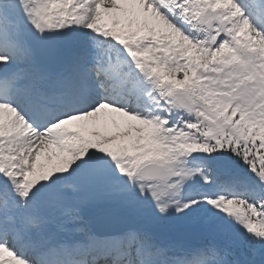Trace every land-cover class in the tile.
<instances>
[{
	"label": "snow or ice",
	"instance_id": "6c2138e0",
	"mask_svg": "<svg viewBox=\"0 0 264 264\" xmlns=\"http://www.w3.org/2000/svg\"><path fill=\"white\" fill-rule=\"evenodd\" d=\"M261 48L264 0H0V264H264Z\"/></svg>",
	"mask_w": 264,
	"mask_h": 264
},
{
	"label": "rangeland",
	"instance_id": "374dc122",
	"mask_svg": "<svg viewBox=\"0 0 264 264\" xmlns=\"http://www.w3.org/2000/svg\"><path fill=\"white\" fill-rule=\"evenodd\" d=\"M255 43V42H253ZM261 54H264V48L260 49ZM2 110H0V116H2ZM191 145V146H190ZM188 146L192 147V144ZM193 148V147H192ZM188 150V149H187ZM190 151V150H189ZM213 155L220 156L221 154H218V152L212 153ZM216 156H213L214 158ZM213 157H210L209 155H196L195 153L190 154L187 157V161L191 167L195 168H200L202 171H204L208 177V182L207 184L204 183L200 179L199 176L196 177L198 181V185L202 188L204 191H212V192H222L221 191V186L223 183L224 179H227L226 174L222 169L219 168H209L206 166L204 163L205 161H213ZM232 164H237L238 162L236 161L235 158L231 157ZM222 183V184H221ZM228 186V185H227ZM234 189V188H233ZM233 189H230L231 192H234ZM224 192V191H223ZM185 212H187V209H185ZM204 215L206 216H211L214 220L215 226H217L219 229L227 231L231 235L234 236H247V233L245 230L242 229L239 225L233 223L227 216L226 214L219 213L216 210L212 208H207L204 210ZM188 218L183 217L181 214L176 213L175 209H170L169 210V215L168 218L163 220L161 223L165 227L166 231H171L173 233L177 232L179 228H185L187 225ZM183 230V229H182ZM200 240L197 241V243ZM3 250H0V259H3Z\"/></svg>",
	"mask_w": 264,
	"mask_h": 264
},
{
	"label": "trees",
	"instance_id": "16d2710c",
	"mask_svg": "<svg viewBox=\"0 0 264 264\" xmlns=\"http://www.w3.org/2000/svg\"><path fill=\"white\" fill-rule=\"evenodd\" d=\"M233 158H235V157H233ZM236 159V161L238 162L236 165L234 164V165H232V168L234 167L235 169L236 168H241L242 166V168H244L243 170H248L247 169V166H245V165H243L237 158H235ZM238 166H240V167H238Z\"/></svg>",
	"mask_w": 264,
	"mask_h": 264
},
{
	"label": "water",
	"instance_id": "95a60500",
	"mask_svg": "<svg viewBox=\"0 0 264 264\" xmlns=\"http://www.w3.org/2000/svg\"><path fill=\"white\" fill-rule=\"evenodd\" d=\"M183 232H184L183 230H179V231H178V233H183ZM196 236H197V237H200V235H198V234L195 233V234H194V237L191 238L190 240L194 241V240L196 239Z\"/></svg>",
	"mask_w": 264,
	"mask_h": 264
},
{
	"label": "bare ground",
	"instance_id": "6f19581e",
	"mask_svg": "<svg viewBox=\"0 0 264 264\" xmlns=\"http://www.w3.org/2000/svg\"><path fill=\"white\" fill-rule=\"evenodd\" d=\"M223 183H224L225 185L230 186V185L227 183V179H224V180H223ZM186 244H187V243H186Z\"/></svg>",
	"mask_w": 264,
	"mask_h": 264
}]
</instances>
